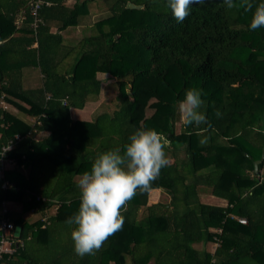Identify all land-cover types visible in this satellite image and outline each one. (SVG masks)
Returning a JSON list of instances; mask_svg holds the SVG:
<instances>
[{"label": "trees", "instance_id": "16d2710c", "mask_svg": "<svg viewBox=\"0 0 264 264\" xmlns=\"http://www.w3.org/2000/svg\"><path fill=\"white\" fill-rule=\"evenodd\" d=\"M28 1L0 7V151L13 142L0 208L4 199L19 206L9 212L14 252L0 264H264V158L253 166L264 155V28L249 29L251 13L206 0L179 23L165 0H102L104 11L67 43L61 31L90 0H47L54 4L39 9L36 35ZM98 73L114 79V102L73 117L100 97ZM192 87L206 105L199 128H185L174 108ZM137 128L167 137L169 164L121 211L122 230L82 258L65 223L79 208L77 181ZM200 186L226 204L202 202ZM154 188L168 200L149 203Z\"/></svg>", "mask_w": 264, "mask_h": 264}, {"label": "clouds", "instance_id": "9594fccd", "mask_svg": "<svg viewBox=\"0 0 264 264\" xmlns=\"http://www.w3.org/2000/svg\"><path fill=\"white\" fill-rule=\"evenodd\" d=\"M206 0H165L166 7L179 23L189 15L192 5H203ZM228 9L240 8L251 13L250 30L264 28V0H223ZM202 91L185 90L183 98L174 105L178 119L185 128L208 124ZM220 115L219 111L216 113ZM206 137L200 140L201 145ZM166 136L153 128H137L123 149H110L98 154L90 170L84 171L78 181L80 204L78 211L65 223L72 227L71 238L75 253L80 256L95 255L103 243L122 230L125 218L121 215L137 190H149L159 178L161 169L167 167Z\"/></svg>", "mask_w": 264, "mask_h": 264}, {"label": "built area", "instance_id": "2783aa9c", "mask_svg": "<svg viewBox=\"0 0 264 264\" xmlns=\"http://www.w3.org/2000/svg\"><path fill=\"white\" fill-rule=\"evenodd\" d=\"M49 1L47 0H29L28 1V8L29 13L31 16V23L30 26L33 30L34 35H36V29L40 23H42V19L39 16V9L42 5H48ZM23 17L22 12L18 15V21L21 20ZM18 135H15V139H19ZM13 142L10 141L7 145L3 146L0 151V181H1V188H6L8 183L7 180L4 178V172L7 169V166L12 165L13 161L6 157V151L11 148ZM37 198H39L37 196ZM17 210V205L13 202L4 199L1 203L0 208V230H1V237H0V260L2 259L4 254H12L14 252L13 247V239L9 238L8 232L13 228V223L9 219V212ZM239 222L244 223V218H238ZM17 245V243H16Z\"/></svg>", "mask_w": 264, "mask_h": 264}, {"label": "crops", "instance_id": "0c3cea01", "mask_svg": "<svg viewBox=\"0 0 264 264\" xmlns=\"http://www.w3.org/2000/svg\"><path fill=\"white\" fill-rule=\"evenodd\" d=\"M10 1L11 0H0V7L2 9V12H5V11L8 10V9L7 10H5V9H6V7L9 4ZM81 1H83V0H63L64 4L68 5V6L73 5L75 2H81ZM50 4H54V3L52 1H49L48 5H50ZM9 5H8V7H11ZM86 9H87V13L83 14L81 16V18L79 19L78 24H72L71 26H68L65 30L61 31V33L64 36V41L65 42L69 43V42H72L73 40H76L77 38H79L81 36L82 31H85L84 28H87L88 24H91L93 21H95V18L97 17V15L104 11L103 1L102 0H90V1L87 2ZM21 12H22V10L20 12H17L16 15H15L16 16L15 24L17 25V27L22 23V20H23V17H22L21 20L18 21V19H19L18 15ZM50 24H51V31L54 32L56 26L59 24V21L56 18H54V19L52 18V19H50ZM33 46H35V45H33ZM30 78L32 79V75H30ZM2 104L4 106L9 107L13 111H16V108L14 106L8 105L4 101H2ZM160 190L161 189H159V188H156V189L154 188V189L150 190V192H149V203L156 202V201L159 200L160 192L162 191V190L161 191ZM218 198H220V197H218ZM199 199H200V192H199ZM202 202H204V201H202ZM225 204H226V202L218 204V205H225ZM18 209H19V206H17V210ZM209 243H211V242H209ZM209 243H207V245ZM213 244H214V247H215L216 243H213ZM207 245H206V249H208L210 251H213L214 247L212 249H209L207 247Z\"/></svg>", "mask_w": 264, "mask_h": 264}, {"label": "rangeland", "instance_id": "374dc122", "mask_svg": "<svg viewBox=\"0 0 264 264\" xmlns=\"http://www.w3.org/2000/svg\"><path fill=\"white\" fill-rule=\"evenodd\" d=\"M107 75H108L107 73H98V77L102 79V86H103L100 97L99 98L93 96L89 97L83 109L72 111L73 117L89 119L92 115V112L100 103V101L106 103L107 105H110L112 102H114L116 95V87L115 84H113L114 79ZM150 111H151L150 109H147V113H150ZM199 190H200V199L206 203L221 204L227 202L225 199H221L214 195H211L208 187L206 186H200ZM167 199H168V195L162 190L160 192L159 200H167ZM207 247L209 249H212L214 247V244L211 242L207 245Z\"/></svg>", "mask_w": 264, "mask_h": 264}, {"label": "water", "instance_id": "95a60500", "mask_svg": "<svg viewBox=\"0 0 264 264\" xmlns=\"http://www.w3.org/2000/svg\"><path fill=\"white\" fill-rule=\"evenodd\" d=\"M263 158H264V155L262 154L261 155V157L259 158V159H257V160H255L254 161V170L255 171H257V168H258V164L263 160ZM21 230H22V228H21V226H16L15 228H14V235L16 236V237H19L20 236V234H21Z\"/></svg>", "mask_w": 264, "mask_h": 264}]
</instances>
